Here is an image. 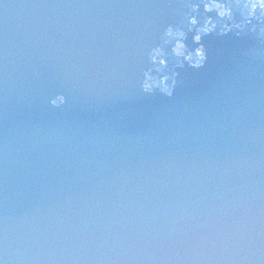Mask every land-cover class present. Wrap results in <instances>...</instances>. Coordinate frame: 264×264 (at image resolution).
Masks as SVG:
<instances>
[{
    "label": "water",
    "instance_id": "1",
    "mask_svg": "<svg viewBox=\"0 0 264 264\" xmlns=\"http://www.w3.org/2000/svg\"><path fill=\"white\" fill-rule=\"evenodd\" d=\"M188 2L0 0L9 264H264V42L205 36L171 97L142 89Z\"/></svg>",
    "mask_w": 264,
    "mask_h": 264
},
{
    "label": "clouds",
    "instance_id": "2",
    "mask_svg": "<svg viewBox=\"0 0 264 264\" xmlns=\"http://www.w3.org/2000/svg\"><path fill=\"white\" fill-rule=\"evenodd\" d=\"M184 7L182 22L168 25L161 36V44L148 54L152 67L144 72L142 89L145 93L158 90L166 96L173 95L178 73L164 74L169 58L174 59L175 68L185 65L193 69L202 68L208 58L201 43L205 36L235 33L239 37L251 33L256 40L264 42V0H189ZM189 34L195 47L189 48L186 43ZM153 71L160 73V77L154 76ZM63 103V96L52 101L54 106ZM0 264H9L6 254L0 255Z\"/></svg>",
    "mask_w": 264,
    "mask_h": 264
}]
</instances>
